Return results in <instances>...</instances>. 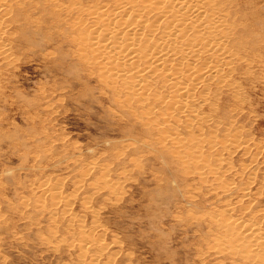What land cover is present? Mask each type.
Here are the masks:
<instances>
[{"label": "rangeland", "instance_id": "rangeland-1", "mask_svg": "<svg viewBox=\"0 0 264 264\" xmlns=\"http://www.w3.org/2000/svg\"><path fill=\"white\" fill-rule=\"evenodd\" d=\"M213 1L249 65L239 60L231 79L241 84V101L220 91L211 130L203 125L202 132L215 131L217 142L222 135L248 142L249 152H224L222 164L234 171L223 184L250 181L253 192H262L253 204L264 209V0ZM45 2L8 0L4 18L10 35L0 55V264H85L68 244L80 234L102 239L104 248L92 251L99 264H235L214 251V239L207 243L208 222L191 216L227 207L210 184L185 173L172 152L177 142L159 144L148 128L158 118L145 121L142 103H118L97 71L82 65L76 31L66 23L73 15ZM185 120L172 121V130L184 137L199 131ZM93 162L109 168L116 192L97 188L94 173L82 174ZM55 178L63 179L61 200H72L67 216L63 204L48 213L36 206H48L52 196L39 189ZM95 225L102 229L95 232Z\"/></svg>", "mask_w": 264, "mask_h": 264}, {"label": "bare ground", "instance_id": "bare-ground-1", "mask_svg": "<svg viewBox=\"0 0 264 264\" xmlns=\"http://www.w3.org/2000/svg\"><path fill=\"white\" fill-rule=\"evenodd\" d=\"M46 1L54 12L73 15L66 23L76 31L73 40L79 44L77 58L82 65L97 71L102 83L117 95L118 103L123 106L142 103L141 115L145 121L158 118L148 128L157 132L159 144L165 147L168 141L177 142L171 150L184 166L185 173L194 175L198 183L210 184V194L227 207V211L197 212L199 215L189 211L198 221L208 222L207 243L214 239L212 245L209 243L211 247L216 253L225 252L232 263L264 264V209L253 204L262 192H253L250 181L244 187H237L233 181L223 184L234 171L231 166L225 168L227 166L222 164L224 152L247 149L248 142L223 135L222 142H217L215 131L206 137L202 132L203 125L210 128L214 123L212 115L220 91H231L240 99L241 84L231 79L239 60L249 63L240 56L245 48L237 47V41L229 34L225 14L218 13L213 0H112L110 4L86 6L76 0L66 4L61 0ZM0 11L3 12L0 15V55H3L5 49L1 42L10 35L4 22L9 12L8 0H0ZM182 115L186 116L184 122L188 127L199 130L197 133L184 137L172 130L170 123ZM108 169L93 162L82 174L94 173L97 188L101 184L114 193L119 185L110 183ZM62 184L60 178L44 181L39 190L44 196H52V200L46 206L42 199L43 203H37V208L55 211L63 204V214L69 215L72 200L68 201L70 198L66 196L61 200ZM80 187L77 184L76 190ZM83 209H89L86 201ZM55 213L52 212V216ZM97 229L102 228L95 225V232ZM82 236L68 243L69 246L78 251L85 264H99L98 255L94 256L92 251L104 248L102 239ZM55 245L58 248V244Z\"/></svg>", "mask_w": 264, "mask_h": 264}]
</instances>
